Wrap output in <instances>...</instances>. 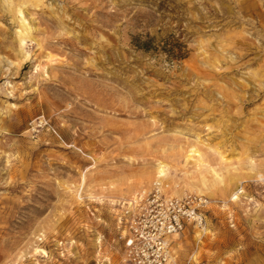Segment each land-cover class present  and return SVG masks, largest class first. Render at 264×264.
Returning <instances> with one entry per match:
<instances>
[{
  "label": "rangeland",
  "instance_id": "374dc122",
  "mask_svg": "<svg viewBox=\"0 0 264 264\" xmlns=\"http://www.w3.org/2000/svg\"><path fill=\"white\" fill-rule=\"evenodd\" d=\"M156 180L179 261L264 264V0H0V264H118Z\"/></svg>",
  "mask_w": 264,
  "mask_h": 264
},
{
  "label": "built area",
  "instance_id": "2783aa9c",
  "mask_svg": "<svg viewBox=\"0 0 264 264\" xmlns=\"http://www.w3.org/2000/svg\"><path fill=\"white\" fill-rule=\"evenodd\" d=\"M207 199L202 195L174 196L156 180L120 203L116 213L121 257L118 264H190L178 260L174 236L192 225L205 229Z\"/></svg>",
  "mask_w": 264,
  "mask_h": 264
},
{
  "label": "bare ground",
  "instance_id": "6f19581e",
  "mask_svg": "<svg viewBox=\"0 0 264 264\" xmlns=\"http://www.w3.org/2000/svg\"><path fill=\"white\" fill-rule=\"evenodd\" d=\"M24 20H25V19H24ZM25 22H26V21H25ZM176 236H178V235H175V236H174V239H175Z\"/></svg>",
  "mask_w": 264,
  "mask_h": 264
}]
</instances>
